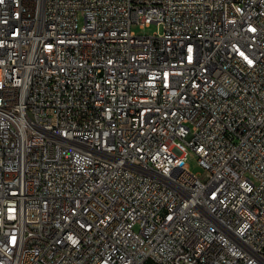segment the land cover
Returning a JSON list of instances; mask_svg holds the SVG:
<instances>
[{"label":"built area","instance_id":"2783aa9c","mask_svg":"<svg viewBox=\"0 0 264 264\" xmlns=\"http://www.w3.org/2000/svg\"><path fill=\"white\" fill-rule=\"evenodd\" d=\"M0 264H264V0H0Z\"/></svg>","mask_w":264,"mask_h":264},{"label":"rangeland","instance_id":"374dc122","mask_svg":"<svg viewBox=\"0 0 264 264\" xmlns=\"http://www.w3.org/2000/svg\"><path fill=\"white\" fill-rule=\"evenodd\" d=\"M79 23L82 24V16L79 14ZM161 28L158 26L155 22H150L148 25H145L144 27H140L138 24H134L132 26V31L135 34H147L150 35L155 31H160ZM197 154L187 147V158L186 163L189 167V170L197 173L200 176H204V168L198 163L197 161ZM137 229V227H135Z\"/></svg>","mask_w":264,"mask_h":264},{"label":"bare ground","instance_id":"6f19581e","mask_svg":"<svg viewBox=\"0 0 264 264\" xmlns=\"http://www.w3.org/2000/svg\"><path fill=\"white\" fill-rule=\"evenodd\" d=\"M207 223H214V216H207Z\"/></svg>","mask_w":264,"mask_h":264}]
</instances>
